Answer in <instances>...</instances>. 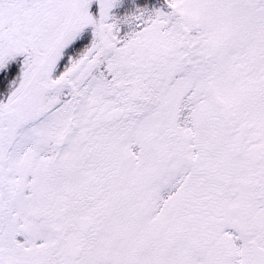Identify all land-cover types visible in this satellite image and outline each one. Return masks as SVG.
<instances>
[{
  "label": "snow or ice",
  "instance_id": "obj_1",
  "mask_svg": "<svg viewBox=\"0 0 264 264\" xmlns=\"http://www.w3.org/2000/svg\"><path fill=\"white\" fill-rule=\"evenodd\" d=\"M0 264H264V0H0Z\"/></svg>",
  "mask_w": 264,
  "mask_h": 264
}]
</instances>
